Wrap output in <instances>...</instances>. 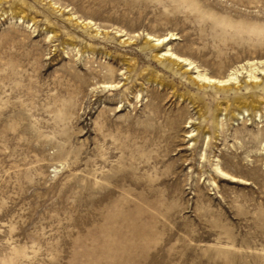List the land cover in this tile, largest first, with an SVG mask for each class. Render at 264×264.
Here are the masks:
<instances>
[{
    "label": "rangeland",
    "instance_id": "1",
    "mask_svg": "<svg viewBox=\"0 0 264 264\" xmlns=\"http://www.w3.org/2000/svg\"><path fill=\"white\" fill-rule=\"evenodd\" d=\"M250 61L264 0H0V264H264Z\"/></svg>",
    "mask_w": 264,
    "mask_h": 264
},
{
    "label": "bare ground",
    "instance_id": "2",
    "mask_svg": "<svg viewBox=\"0 0 264 264\" xmlns=\"http://www.w3.org/2000/svg\"><path fill=\"white\" fill-rule=\"evenodd\" d=\"M55 2V1H54ZM53 2V3H54ZM55 6V5H53ZM57 6V5H56ZM75 16V15H74ZM92 23V20L87 21L85 24H89ZM169 35H164V36H156L152 33L147 32L146 33V39L144 41L143 46L147 47V46H151L153 49H157V52L155 54L156 57L158 58H164L166 61H168L169 64L171 65H176L177 67H183V66H187L189 68H196L198 69V66L194 64V61L191 60L189 57L181 55L177 52H175L173 50V48L171 46H169L167 44V41L170 39H174L176 38V36H174V33H170V37H168ZM160 45H165L164 48H160ZM159 47V48H158ZM262 61H260L259 63H261ZM258 62L256 61H250L248 62L249 65V69H247L248 72V77L250 79H253L252 85H254L255 87H259L260 83H258V79H259V75L261 74V72L259 73L258 71H264V67H259V66H255ZM241 68H244V66H241ZM240 68V69H241ZM238 73H239V68L235 67L230 69V71L228 72V74L226 76L223 77H215L212 75H209L206 71L203 70H197L196 71V78H198L199 80H193L195 81V83H199L198 81H202V83L199 85L200 87H207L209 84L211 85H215V87H218L219 90H228L231 89L232 87L229 86V84L234 83V81L238 80ZM103 84H107L110 87H113V83L110 82H106ZM104 85V86H105ZM240 87H234V89H239ZM264 89V86L263 88ZM241 103V102H240ZM260 103H264V100L259 101V103H254L251 107V109L253 110L254 114L258 115L260 117H263V113L259 110L260 109ZM247 106L248 103L245 101L242 104H239L238 108L243 109L244 111H247ZM193 132L189 131V133ZM258 138V137H256ZM264 141H260V143L262 144ZM195 144V143H194ZM261 149V148H259ZM262 150L264 152V143L262 144ZM215 169L216 171L221 175V177L223 179H231V181H247L246 179L237 176L235 174L230 173L229 171L225 170L224 167L222 166L221 162H219V160L215 163ZM248 182V181H247ZM246 182V183H247ZM214 183V181H213ZM245 183V182H244Z\"/></svg>",
    "mask_w": 264,
    "mask_h": 264
}]
</instances>
